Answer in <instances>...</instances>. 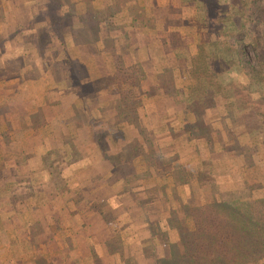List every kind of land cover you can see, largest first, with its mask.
Masks as SVG:
<instances>
[{
	"label": "crops",
	"instance_id": "obj_1",
	"mask_svg": "<svg viewBox=\"0 0 264 264\" xmlns=\"http://www.w3.org/2000/svg\"><path fill=\"white\" fill-rule=\"evenodd\" d=\"M84 27L77 19L65 55L41 56V66L25 61L22 47L9 49L0 30V130L8 129L0 136V264H97L117 224L136 223L130 210L154 192L144 158L152 147L136 120L146 118L148 137L161 144L174 132L169 115L159 99L137 115L115 110L118 93L105 88L98 61L108 57L80 40ZM112 256L113 264L134 257Z\"/></svg>",
	"mask_w": 264,
	"mask_h": 264
},
{
	"label": "rangeland",
	"instance_id": "obj_2",
	"mask_svg": "<svg viewBox=\"0 0 264 264\" xmlns=\"http://www.w3.org/2000/svg\"><path fill=\"white\" fill-rule=\"evenodd\" d=\"M233 2L234 0H208L206 12L214 17L211 22L219 25L216 22V16L220 14V7L228 4L227 7L230 9V6H233L230 3ZM238 2L240 1L236 0L235 6ZM51 3L52 6H50ZM255 3L256 6L251 8L252 22L245 24L244 42L252 64L261 69L259 83L264 89V60L257 56L258 51L253 47L254 45H257L256 48L258 46L264 47V0H256ZM231 11L236 15L234 8ZM88 13H93L96 18H91L92 15ZM80 15H83V20L79 19ZM143 18L145 19L144 22ZM198 18L199 15L195 14V7L190 0H180L177 6L173 8L167 4L157 8L154 0H139L138 7L132 10L122 8L120 0H44L39 2H35V0H0L2 39L9 42V49L16 46L22 47L21 56L25 61L33 62L35 66H41L39 57L51 58L52 51H55V55L58 57L64 56V45H66L64 38L67 36V30L75 24L77 19L80 22L85 21L80 40L91 39V41L97 42L99 51L108 57L107 63L101 62L99 58L98 61L106 83L105 88L118 93L115 110L122 107L129 110L131 114L137 115L139 108L144 110L146 103L159 99V102L166 108V114L169 115L165 123L169 124L174 132L170 135L164 134L166 136L160 138L161 144L148 137L152 133L151 123L147 125L145 123L146 118L137 116L136 121L140 133L145 137L146 143L152 147L149 154L144 153V158L147 167H153L151 171L147 168L148 173L155 174L153 183L146 188H151L154 192L149 195L147 200L139 202L136 208L130 210L137 218L136 223L128 221L125 224L121 222L117 224V227H122L118 233L108 238L106 256L100 257V260L96 258L97 264H113L112 253L114 250L118 251L120 260H123L126 255L129 257L132 254L134 257L129 261L130 264H153V262L155 264H180L178 257L165 258L162 235L159 229L153 236L144 226L146 219L148 222L154 223L158 216L160 218V208H158L160 205L151 206L148 205V202L156 199L158 204L170 205L173 195H182L186 198L191 195L190 185L195 181H203L206 185L211 183L214 189L220 185L218 187L223 189L224 197L232 189L243 188L246 177H257L261 179V182H264V176H261L258 171L259 166L253 168L254 170L250 168L237 170L236 168L234 169L236 171L226 172L225 170L224 172L222 168L229 164V159L225 154H221L218 159L212 160L211 166L221 169V177L218 180H215L213 175L203 174V170H201L200 154L204 156L202 152L206 151V144L202 140L204 124H207L206 121L202 120L204 104L197 103L186 108L185 102L179 97L180 95H177L176 98L172 97L173 89H170L173 87L172 85L177 87L188 86L193 79L185 77L184 72L181 71L176 62L173 51L166 50L168 40H165L171 37L180 46L187 43V47L194 50V46L199 42L204 44L221 38L220 34L217 35L219 29L203 27ZM234 19L238 21L237 17ZM52 22H55L54 26ZM127 24L131 26L126 29ZM195 29L197 30L195 31ZM0 50L4 51L3 47H0ZM261 51L262 49L259 50V52ZM1 60L2 58L0 62H2ZM71 66L65 64L64 69L68 70ZM1 68L0 72L2 71ZM48 68H51L50 63ZM229 72L230 74L224 76L220 93L216 95L215 87L211 88L213 95L205 103L208 113L217 112L218 115H222L220 116L221 119L219 118L220 121L217 119L218 124H216L221 127L214 125V128L218 130V135L224 139L227 134L224 125L230 126L234 120L242 116L245 120L249 119L246 116L247 113H244L246 106L238 108L234 120L230 117V113L235 110V104L230 103L233 100L234 103H237L238 97L232 98L235 92L243 99L247 98L242 90L247 86L244 83L248 78L242 76L241 71L238 70H235L236 74ZM228 77L233 81L230 82L232 85L238 83V88L233 92L234 95L231 84L227 83L229 82ZM3 81L5 82V80ZM163 89L170 90L162 93ZM258 89L259 87H257ZM226 93H229L228 96L225 95ZM226 97L231 100L225 102ZM247 101L248 106H254L253 109L257 113L264 110V102L260 103L257 99L255 100L254 95H251ZM143 116H147L146 111L143 112ZM165 123L160 124L161 133L164 132ZM7 132V127L2 128L0 136L5 138ZM138 151L142 152L140 149ZM234 160L237 163L241 162L240 157ZM177 168L182 169L184 175L192 177L195 181L182 183L177 174ZM230 193L235 192L231 191ZM163 206H161V210L164 215H167L165 217L172 216L173 213L171 211L169 213L170 207ZM145 209L150 210V212L146 213ZM152 210L153 212H151ZM140 219L145 231L138 235L139 224L137 221ZM155 224L157 229L159 224L158 222ZM177 236L178 230L173 228L170 238L176 239ZM120 262L127 264V260Z\"/></svg>",
	"mask_w": 264,
	"mask_h": 264
},
{
	"label": "trees",
	"instance_id": "obj_3",
	"mask_svg": "<svg viewBox=\"0 0 264 264\" xmlns=\"http://www.w3.org/2000/svg\"><path fill=\"white\" fill-rule=\"evenodd\" d=\"M154 1L157 8L166 6V4L173 8L180 0ZM190 1L195 7V14L199 15L201 25L208 29H219L217 35H221L218 40L214 39L204 44L197 43L194 50H190L187 43L180 46L171 37L165 39L168 40L166 50L173 51L176 62L185 77L193 79L188 86L172 85L173 87L170 88L174 91H172V97L176 98L180 95L186 108L197 103L204 104L202 120L207 124H204L202 140L206 144V151L202 152L204 156L200 154L201 170L203 174L213 175L215 180H218L221 177V169L211 166L212 160L225 154L229 159V164L222 168L224 172L236 168L237 170L246 168L254 170L253 168L259 166L258 171L261 176H264V110L257 113L253 109L254 106H248L247 101L251 95H254L255 100L257 99L260 103L264 102V89L259 83L261 69L252 64L244 42L245 24L252 22L251 8L256 6V0H238L240 2L237 6L234 0L230 3L233 5L230 9L227 7L228 4L221 6L220 14L216 16V22L219 25L213 24L211 19L214 17L206 12L208 0ZM120 4L122 8L132 10L138 7L139 0H120ZM232 8L236 10V15L232 13ZM235 17L238 21H235ZM142 20L145 21L144 18ZM54 23L52 22L53 26ZM130 24H127L125 28L130 27ZM256 46L253 47L258 51L257 56L264 60V47L256 48ZM260 49H262L261 52H259ZM259 64L262 65L260 62ZM235 70L241 71V75L248 78L244 83L247 86L242 90L247 98L243 99L236 92L234 95L233 92L238 88V83L234 82L237 84L232 85L230 82L233 81L228 75L229 82L227 83L233 88L234 97L232 98L238 97L237 103H234V100L230 103L235 104V110L230 113V117L233 119L238 113V108L246 106L244 113H247L246 116L249 119H246V122L242 116L237 120L233 119L230 126L224 125L227 131L224 139L214 128V125L221 127L216 124H218L217 119L220 121L222 115H218L217 112L208 113L205 103L213 95L211 88L215 87L216 95H218L224 76L230 74L229 71L236 74ZM257 87L261 90H257ZM163 90L162 93L168 91ZM228 94L225 95L228 96ZM227 98L225 102L231 100ZM237 157L241 158V162L237 163L234 160ZM177 174L182 183L195 181L192 177L184 175V171L180 168H177ZM190 186L191 195L186 198L182 195H173L170 205L158 204L156 199L148 202L151 206L160 205L158 207L160 218L158 216L154 223L146 219L144 226L153 236L158 229L161 232L165 258L178 257L180 264H264V182L257 177H246L243 188L230 190L235 193L229 192L226 197L223 196V189L218 187L220 185L214 189L211 183L206 185L203 181H195ZM163 205L169 206V213L170 211L173 213L169 218H166L167 215H164L161 210ZM145 212H150V210L145 209ZM156 222L159 224L157 229ZM173 228L178 230L176 239L170 238Z\"/></svg>",
	"mask_w": 264,
	"mask_h": 264
}]
</instances>
